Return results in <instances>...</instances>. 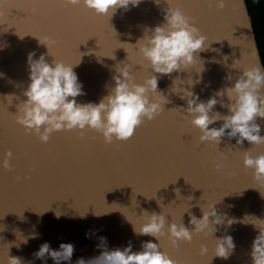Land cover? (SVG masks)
Here are the masks:
<instances>
[{"label": "water", "instance_id": "obj_1", "mask_svg": "<svg viewBox=\"0 0 264 264\" xmlns=\"http://www.w3.org/2000/svg\"><path fill=\"white\" fill-rule=\"evenodd\" d=\"M166 6V0L160 6L143 0L138 7L130 6L128 12L118 9L109 18L83 5L65 6L63 0H0V264H7L8 252L22 258V264H55L51 257L43 261L33 256L45 242L53 250H59L61 243H72L71 264L99 256V237H107L109 250L127 247L131 241L133 251H140L142 242L159 241L137 236L127 218L139 227L144 211L163 212L170 222L179 223L185 210L198 202H219L216 207L237 221L228 230L236 244L234 253L227 260L213 258L211 264H252L251 245L258 234L252 222L264 220V187L253 183L251 171L246 172L243 164L244 152L253 145L245 141L239 146L227 138L218 147L201 144L199 130L183 118L186 103L177 94L188 89L207 100L231 86L226 80L229 74L236 77L258 64L259 50L245 0H223V7L220 0H173V6L192 18L190 23L210 46L190 71L158 80V90L170 102L127 141L106 144L102 134L88 130L83 137L74 131L64 136L56 132L42 143L16 123L17 105L26 99L22 93L29 83L30 52L36 53V59L45 54L49 63L54 57L71 65L81 61L73 70L86 95L77 101L99 103L114 86L117 65L132 64L137 82L147 75L136 65L140 57L129 44L135 45L146 29L162 22L160 8ZM39 39L49 43L53 57ZM121 47L128 51V61ZM177 77L180 80L173 85ZM214 111L227 114L219 104ZM257 123L264 136V118ZM9 151L11 170L3 167ZM261 153L264 144L251 149L253 156ZM218 163L222 164L219 171ZM190 211L202 217L199 207ZM189 219L184 213L186 226ZM223 234L221 228L215 236ZM202 244L209 249L207 256L200 255ZM160 247L177 264H210L215 241L200 235L175 248L164 239Z\"/></svg>", "mask_w": 264, "mask_h": 264}, {"label": "clouds", "instance_id": "obj_2", "mask_svg": "<svg viewBox=\"0 0 264 264\" xmlns=\"http://www.w3.org/2000/svg\"><path fill=\"white\" fill-rule=\"evenodd\" d=\"M142 2L143 0H63L65 6L83 5L95 15L109 18L118 9L128 12L131 10L130 6L138 7ZM154 3L160 6L162 0H154ZM166 5L160 8L162 22L154 28L146 29L144 36L135 45L129 44L140 57L136 65H140L147 75L141 82H137L132 64L125 62L117 65L116 74L112 76L114 86L109 87L108 94L99 103L77 101V97L86 95L83 84L73 70L81 61L71 65L54 57L49 63L45 54L36 59V53L30 52L27 56L29 83L22 93L26 99L17 105V112L14 114L16 123L23 127L25 134H35L42 143H47L56 132L74 131L83 137L86 131L94 130L102 134L106 144H111L114 140L127 141L145 120L151 121L159 116L165 110L164 105L170 101L158 90V80L163 76L171 78L173 73L190 71L199 60V54L207 51L210 46L207 37L200 33L194 23H190L192 18L185 15L181 8L173 6V0H166ZM220 7H223V0H220ZM39 41L47 46V55L52 56L49 43ZM125 51L128 53L126 49ZM178 80L179 77L173 80V85ZM226 80L231 86L214 92L207 100H202L188 89L177 93L186 103V107L182 109L183 118L199 130L201 144L218 147L224 138L229 143L235 139L239 146L245 141L253 146L264 144V136L260 135L261 125L257 123L258 118H264V65L261 64V50L256 66L241 70L236 77L229 74ZM188 81L189 85L193 84L191 78ZM217 104L227 109V114L214 111ZM217 122H222L219 127H210ZM251 149L244 152V169L246 172L251 171L254 184L264 187V153L253 156ZM11 157L12 153L9 151L3 160V167L9 170ZM216 168L219 171L222 164L218 163ZM20 179L21 177H17V180ZM261 195L264 196V193ZM226 196L229 195L224 197ZM218 203L198 202L190 205L184 212L190 218L188 226L183 222L184 213L177 223L173 219L170 222L163 212L149 214L144 211L141 215L143 223L139 227L127 218L137 236H151L159 243L145 241L141 243L140 251H133L132 242L129 241L127 247L109 250L107 237H99L97 248L101 249V254L87 261L80 258L76 264H177L166 251L161 250L160 241L166 239L175 248L179 247L180 242L191 243L194 236L200 235L210 236L215 241L210 264L216 257L227 260L236 248L234 238L228 234V230L237 221L221 212L216 207ZM191 207H199L202 217L198 218L190 211ZM56 217L59 219L60 215L56 213ZM252 224L258 229L251 245L252 264H264V220L256 219ZM221 228L224 234L216 237L215 233ZM85 238H90L88 233H85ZM73 253L72 243H61L59 250H53L45 242L33 256L43 261L51 257L55 264H62L63 261L71 264ZM208 253V247L202 244L200 255L207 256ZM7 264H22V258L10 256L8 252Z\"/></svg>", "mask_w": 264, "mask_h": 264}, {"label": "trees", "instance_id": "obj_3", "mask_svg": "<svg viewBox=\"0 0 264 264\" xmlns=\"http://www.w3.org/2000/svg\"><path fill=\"white\" fill-rule=\"evenodd\" d=\"M251 16L252 26L258 50H261V61L264 65V0H245Z\"/></svg>", "mask_w": 264, "mask_h": 264}, {"label": "snow or ice", "instance_id": "obj_4", "mask_svg": "<svg viewBox=\"0 0 264 264\" xmlns=\"http://www.w3.org/2000/svg\"><path fill=\"white\" fill-rule=\"evenodd\" d=\"M32 2H34V3H39L40 2V0H32ZM140 71H142V70H140ZM139 72V71H138ZM11 113V112H10ZM255 146H253L252 148H254ZM0 246H2V245H0Z\"/></svg>", "mask_w": 264, "mask_h": 264}, {"label": "bare ground", "instance_id": "obj_5", "mask_svg": "<svg viewBox=\"0 0 264 264\" xmlns=\"http://www.w3.org/2000/svg\"><path fill=\"white\" fill-rule=\"evenodd\" d=\"M61 132H62V134H63V136H64L66 131H61Z\"/></svg>", "mask_w": 264, "mask_h": 264}]
</instances>
